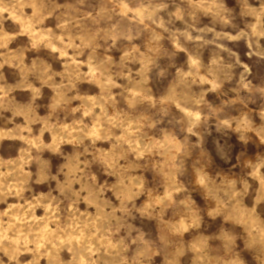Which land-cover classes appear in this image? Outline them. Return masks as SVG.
I'll list each match as a JSON object with an SVG mask.
<instances>
[{
	"label": "rangeland",
	"instance_id": "374dc122",
	"mask_svg": "<svg viewBox=\"0 0 264 264\" xmlns=\"http://www.w3.org/2000/svg\"><path fill=\"white\" fill-rule=\"evenodd\" d=\"M78 243L264 264V0H0V264Z\"/></svg>",
	"mask_w": 264,
	"mask_h": 264
},
{
	"label": "bare ground",
	"instance_id": "6f19581e",
	"mask_svg": "<svg viewBox=\"0 0 264 264\" xmlns=\"http://www.w3.org/2000/svg\"><path fill=\"white\" fill-rule=\"evenodd\" d=\"M143 149V148H142ZM56 217H57V215H55ZM56 221V220H55ZM54 221V222H55ZM13 223V222H12ZM27 223V222H26ZM34 223H37V222H34ZM34 223H28V224H20V225H18V224H16V223H14V225H15V229H14V225H10L9 226V229H14V230H16V231H18L19 233H21L22 231H35V230H37V229H39L40 231H49V229H48V227H49V225L47 224V223H43L44 225H41V224H39L37 227H35L34 228V225H36V224H34ZM56 223V222H55ZM67 226V225H66ZM50 228H52V227H50ZM57 229V228H56ZM42 233V232H41ZM50 234H51V231H50ZM47 235V237H48V234H46ZM37 236V235H36ZM52 236V235H51ZM51 236H49V237H51ZM68 236V235H67ZM70 236V235H69ZM22 237V236H21ZM52 238H54L53 236H52ZM62 238V237H61ZM48 239H50V238H48ZM53 240V239H52ZM86 240V239H85ZM17 241H19V238L17 239ZM48 241V240H47ZM47 241H45V244H46V242ZM42 242V241H41ZM52 242V241H51ZM54 242V241H53ZM75 242V241H74ZM55 244V243H54ZM78 249L76 250V254H75V261L77 262V264L79 263V262H82V261H84L85 260V258H86V255H85V253H84V251L86 250V248H85V250H84V247L83 246H81L80 245V243H78ZM45 246V245H44ZM47 246H48V244H47ZM71 246V245H70ZM72 246H75V245H72ZM85 246V245H84ZM46 247V246H45ZM75 247H77V246H75ZM57 248H58V246H57ZM89 248V247H88ZM40 252V251H39ZM46 254H47V261L48 262H50L51 264H59L60 263V258H59V256L56 254V250H50V251H47V249H46ZM74 256V255H73ZM62 262V261H61ZM75 263V262H74ZM64 264V263H63Z\"/></svg>",
	"mask_w": 264,
	"mask_h": 264
}]
</instances>
